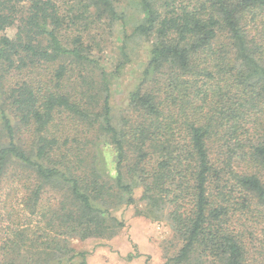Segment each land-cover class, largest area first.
Listing matches in <instances>:
<instances>
[{
	"label": "trees",
	"instance_id": "1",
	"mask_svg": "<svg viewBox=\"0 0 264 264\" xmlns=\"http://www.w3.org/2000/svg\"><path fill=\"white\" fill-rule=\"evenodd\" d=\"M119 4L0 0V190L39 220L5 208L0 264H88L70 239L114 237L130 181L182 242L164 264H264V0H141L121 52L140 37L149 57L116 127L87 35Z\"/></svg>",
	"mask_w": 264,
	"mask_h": 264
},
{
	"label": "rangeland",
	"instance_id": "2",
	"mask_svg": "<svg viewBox=\"0 0 264 264\" xmlns=\"http://www.w3.org/2000/svg\"><path fill=\"white\" fill-rule=\"evenodd\" d=\"M141 0H120L119 10L123 23L102 20L91 28L88 38L92 42V57L96 65L95 79L98 72H105L111 94V109L114 126L118 127L119 118L129 108V94L140 84L142 72L148 62L151 42L140 37L124 41L125 50L122 53L124 35H130L142 18ZM13 37L14 29L6 31ZM124 54L126 56H124ZM120 66L119 70L116 68ZM74 84V83H73ZM82 136V135H81ZM89 138V135L87 136ZM257 139L255 136L254 140ZM102 152L97 154L100 172L107 176V166L112 168L114 151L107 143L99 146ZM111 163V165H110ZM239 171V168L236 169ZM113 174V172H111ZM132 203H127L129 194L123 195V201L114 207L111 215L123 226L110 239H70L69 245L77 252H85L88 264H164L178 253L182 242L174 234L168 220V211L164 207L151 209L142 198V188L133 181ZM23 190L17 183L7 180L0 190V229H6L4 214L15 210V223L22 224L23 216L30 226L35 227L37 217L24 214L21 204ZM57 195L46 194L45 203H50ZM5 208L7 210H5ZM1 231V230H0ZM132 256L131 259H128Z\"/></svg>",
	"mask_w": 264,
	"mask_h": 264
}]
</instances>
